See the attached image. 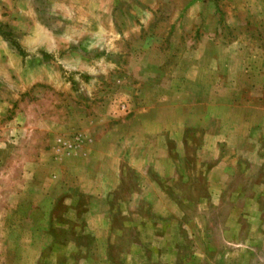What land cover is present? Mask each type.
<instances>
[{"label": "rangeland", "instance_id": "1", "mask_svg": "<svg viewBox=\"0 0 264 264\" xmlns=\"http://www.w3.org/2000/svg\"><path fill=\"white\" fill-rule=\"evenodd\" d=\"M0 264H264V0H0Z\"/></svg>", "mask_w": 264, "mask_h": 264}]
</instances>
